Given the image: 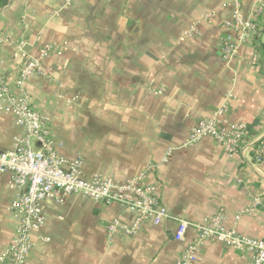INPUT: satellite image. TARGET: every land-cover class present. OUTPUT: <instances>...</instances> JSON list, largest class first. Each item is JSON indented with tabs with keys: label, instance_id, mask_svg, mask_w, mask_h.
<instances>
[{
	"label": "crops",
	"instance_id": "1",
	"mask_svg": "<svg viewBox=\"0 0 264 264\" xmlns=\"http://www.w3.org/2000/svg\"><path fill=\"white\" fill-rule=\"evenodd\" d=\"M242 2L258 28L228 62L223 39L235 35L226 25L229 0H10L0 9V67L14 93L16 47L23 43L38 57L49 46L43 63L50 74L31 78L26 89L49 119L59 154L80 157L86 177L143 174L174 217L109 238L114 220L132 222L127 207L80 195L49 201L29 264H177L198 236L190 226L176 240L177 218L201 223L221 209L227 227L264 238L263 205L254 206L257 197L264 202V162L230 154L210 136L188 143L197 121L224 104L229 122L247 124L254 140L264 137V0ZM22 133L12 114L0 113V152ZM12 177L0 176V254L17 227ZM196 264H252V253L206 240Z\"/></svg>",
	"mask_w": 264,
	"mask_h": 264
},
{
	"label": "built area",
	"instance_id": "2",
	"mask_svg": "<svg viewBox=\"0 0 264 264\" xmlns=\"http://www.w3.org/2000/svg\"><path fill=\"white\" fill-rule=\"evenodd\" d=\"M242 1L229 0L232 18L226 25L233 29L235 35H227L223 39L222 54L227 62L235 56L239 44L258 28L257 23L244 17ZM193 30L194 27H191L188 34ZM22 44L16 47V54L21 57L19 76L15 82L18 93L13 92L8 77L0 67V113L12 114L23 130L22 135L15 138L11 150L0 152V176L5 172L13 175L10 187L16 190V196L11 202L10 213L17 222L16 233L9 247L0 254V264H29L33 232L46 223V204L49 201L64 203L71 195L105 204L119 203L134 214L130 224L114 220L108 226L109 238L118 232L135 235L145 223L160 225L164 220L174 218L162 204L158 186L145 183L143 174L125 181L99 174L86 177L80 157L69 160L59 154V144L53 137L49 119L33 107L26 89L31 78L50 74L43 63L49 46H43L39 56L34 57L24 50ZM226 111L227 104H224L212 116L200 118L189 135L188 143L210 136L230 154H241L254 163L264 162V137L257 140L251 138L248 125L229 122L225 118ZM170 154L171 150L166 153L164 161ZM256 204H262L264 211V202L260 197L255 198L254 206ZM250 212L251 209L240 211L235 221ZM177 220L176 240H184L190 226L198 232L197 238L181 253L177 264H196L198 249L206 240L245 249L252 253V264H264V238L244 236L238 232L236 225L227 227L224 224V209L208 215L201 223Z\"/></svg>",
	"mask_w": 264,
	"mask_h": 264
},
{
	"label": "trees",
	"instance_id": "3",
	"mask_svg": "<svg viewBox=\"0 0 264 264\" xmlns=\"http://www.w3.org/2000/svg\"><path fill=\"white\" fill-rule=\"evenodd\" d=\"M10 0H0V9L8 5Z\"/></svg>",
	"mask_w": 264,
	"mask_h": 264
}]
</instances>
